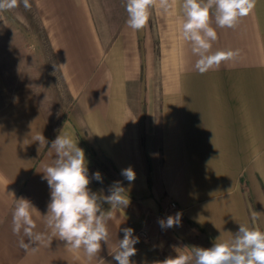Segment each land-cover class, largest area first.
<instances>
[{
  "label": "crops",
  "instance_id": "obj_1",
  "mask_svg": "<svg viewBox=\"0 0 264 264\" xmlns=\"http://www.w3.org/2000/svg\"><path fill=\"white\" fill-rule=\"evenodd\" d=\"M33 1L50 44L58 40L52 51L75 106L72 117L60 121L34 94L35 102L0 104V264H101L99 259L117 264L113 253L125 228L139 238L133 264L190 254L193 246L212 247L219 237L230 239L239 224L264 231V0H257L235 28H219L213 17L218 39L212 52L240 54L204 74L195 68L198 57L190 43L182 39V0H174L181 25L174 33L173 56L164 65V76L161 70L160 94L146 96L142 120L130 107L128 90L138 65L133 72L119 68L115 79L104 82L92 78V64L71 77L77 59L91 54L84 46L93 33L87 0ZM75 43L79 46L72 50ZM61 132L85 151L92 192L110 194L92 178L95 160L86 147L103 157L130 199L126 208L115 209L108 223L110 239L102 242L98 260L70 252L54 236L38 251H25L12 231L14 199L23 197L37 210L36 231L51 236L43 217L50 188L42 171L56 157L51 143ZM39 133L45 145L34 141ZM130 166L136 173L131 184L121 175ZM171 202L178 208L168 210ZM102 207L107 211L111 206ZM177 212L182 213L179 226L162 229L158 221Z\"/></svg>",
  "mask_w": 264,
  "mask_h": 264
},
{
  "label": "clouds",
  "instance_id": "obj_2",
  "mask_svg": "<svg viewBox=\"0 0 264 264\" xmlns=\"http://www.w3.org/2000/svg\"><path fill=\"white\" fill-rule=\"evenodd\" d=\"M257 0H182L183 22L182 39L191 45V51L198 57L195 68L200 74L219 67L221 62L235 60L239 50H218L212 52L213 42L218 39L215 25L219 28H235L239 21L255 8ZM174 0H125L126 21L134 32L145 29L150 21L152 10L159 8L165 12L172 8ZM23 5L30 11V0H0V11H11ZM40 146L47 143L42 133L34 137ZM56 157L51 164H45L43 179L50 188V203L44 215L47 232L36 231L33 219L36 208L26 198L14 199L12 212V231L20 236L19 246L25 251L36 252L40 245H49L52 237L65 242V247L73 253L83 252L88 260H98L101 244H108L110 233L108 223L113 219L117 208H126L130 199L121 181L109 186V195L92 192L89 189L88 162L85 151L71 135L62 133L51 143ZM121 175L131 184L136 179L132 167L121 170ZM93 179L103 182L99 171ZM12 195V194H11ZM103 203L111 207L105 211ZM182 213L168 216L158 221L162 229L179 226ZM257 217H253L255 221ZM123 238L118 241L113 259L117 264H133L130 259L137 249L139 238L134 229H123ZM27 238L25 242L24 238ZM33 245H36L33 247ZM187 248V247H185ZM190 254H177L159 264H264V231L255 224H239L238 231L228 240L217 238L210 248L191 247ZM98 261L103 264V259Z\"/></svg>",
  "mask_w": 264,
  "mask_h": 264
},
{
  "label": "rangeland",
  "instance_id": "obj_3",
  "mask_svg": "<svg viewBox=\"0 0 264 264\" xmlns=\"http://www.w3.org/2000/svg\"><path fill=\"white\" fill-rule=\"evenodd\" d=\"M30 3V11L22 4L11 11H0V104L21 103L28 98L35 102L32 97L35 95L50 116L60 121L69 120L75 100L69 94L57 55L52 51V44L57 46L58 40L53 39L50 44L34 1ZM87 4L93 33L84 46L91 54L87 60L82 56L77 59L78 65L71 77H76L77 70L92 64L96 70L92 78L104 82L115 79L121 72L119 68L133 72L138 65L137 79L130 82L128 90L130 107L142 120L146 96L160 94V76L162 71L164 76V65L172 59L174 33L176 26L181 25L177 23L180 9L173 5L167 12L154 8L148 26L134 32L126 23L125 0H87ZM77 46L72 44V50ZM91 155L95 160L92 171L101 173L105 187L119 181L102 156L94 150Z\"/></svg>",
  "mask_w": 264,
  "mask_h": 264
},
{
  "label": "built area",
  "instance_id": "obj_4",
  "mask_svg": "<svg viewBox=\"0 0 264 264\" xmlns=\"http://www.w3.org/2000/svg\"><path fill=\"white\" fill-rule=\"evenodd\" d=\"M177 208H178V204H177L176 202H171L168 210H171V209H172V210H175V209H177ZM142 236H143L144 238L147 237V234H146L145 231H142Z\"/></svg>",
  "mask_w": 264,
  "mask_h": 264
},
{
  "label": "trees",
  "instance_id": "obj_5",
  "mask_svg": "<svg viewBox=\"0 0 264 264\" xmlns=\"http://www.w3.org/2000/svg\"><path fill=\"white\" fill-rule=\"evenodd\" d=\"M49 145H50V143L48 144V146H49ZM48 146H47V147H48ZM86 149H87V151L89 152V154L91 155V150H90L89 148H87V147H86ZM91 156H92V158H94L93 155H91ZM159 262H162V261H161V260H157V261H155V262L152 263V264H159Z\"/></svg>",
  "mask_w": 264,
  "mask_h": 264
}]
</instances>
